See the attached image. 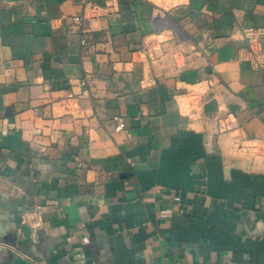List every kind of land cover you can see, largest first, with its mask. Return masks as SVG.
<instances>
[{
	"label": "crops",
	"instance_id": "crops-1",
	"mask_svg": "<svg viewBox=\"0 0 264 264\" xmlns=\"http://www.w3.org/2000/svg\"><path fill=\"white\" fill-rule=\"evenodd\" d=\"M260 30L264 0H0V264H264Z\"/></svg>",
	"mask_w": 264,
	"mask_h": 264
},
{
	"label": "built area",
	"instance_id": "built-area-1",
	"mask_svg": "<svg viewBox=\"0 0 264 264\" xmlns=\"http://www.w3.org/2000/svg\"><path fill=\"white\" fill-rule=\"evenodd\" d=\"M76 20L80 22L82 20V17H76ZM249 34H250V38L252 39V43L254 45L260 44L264 40V30L257 31L256 33L255 31H251L249 32ZM83 44H87L86 39L83 40ZM123 127L124 124L121 125V128ZM167 212L168 211H166L165 213ZM45 217L46 216L44 215L43 211L38 210L34 215L26 216L25 223L32 225L34 228L41 227L46 222ZM23 257L26 258L31 264H46L38 260H35L34 258L29 257L28 255H23Z\"/></svg>",
	"mask_w": 264,
	"mask_h": 264
}]
</instances>
